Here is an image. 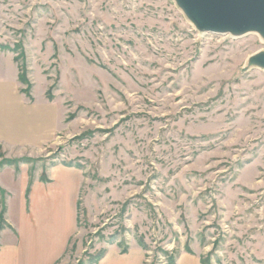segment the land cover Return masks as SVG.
<instances>
[{
    "label": "rangeland",
    "instance_id": "1",
    "mask_svg": "<svg viewBox=\"0 0 264 264\" xmlns=\"http://www.w3.org/2000/svg\"><path fill=\"white\" fill-rule=\"evenodd\" d=\"M261 52L255 32L202 34L175 0H0V88L47 107L55 130L0 145V164L75 181L60 264L125 248L144 264H264V69L249 64Z\"/></svg>",
    "mask_w": 264,
    "mask_h": 264
},
{
    "label": "crops",
    "instance_id": "2",
    "mask_svg": "<svg viewBox=\"0 0 264 264\" xmlns=\"http://www.w3.org/2000/svg\"><path fill=\"white\" fill-rule=\"evenodd\" d=\"M48 111L47 107L22 103L6 88H0V145L31 148L50 141L55 130L49 124ZM60 174L55 185L39 181L31 183L25 170L10 167L0 170V190L9 194V226L0 233V264H60L64 261L73 234L76 216L73 194L78 187L67 173L62 171ZM16 186L20 216L18 221H12ZM56 194L60 196L58 206H55ZM145 261L146 256L141 250L123 254L112 249L98 264H144ZM175 264H203L202 256L184 252Z\"/></svg>",
    "mask_w": 264,
    "mask_h": 264
},
{
    "label": "water",
    "instance_id": "3",
    "mask_svg": "<svg viewBox=\"0 0 264 264\" xmlns=\"http://www.w3.org/2000/svg\"><path fill=\"white\" fill-rule=\"evenodd\" d=\"M200 32L244 35L258 33L264 38V0H175ZM249 64L264 69V52Z\"/></svg>",
    "mask_w": 264,
    "mask_h": 264
},
{
    "label": "trees",
    "instance_id": "4",
    "mask_svg": "<svg viewBox=\"0 0 264 264\" xmlns=\"http://www.w3.org/2000/svg\"><path fill=\"white\" fill-rule=\"evenodd\" d=\"M4 165H5V164H0V170L3 168ZM12 165H13V164H12ZM47 182H48V181H47ZM0 192H1V190H0ZM6 213H7V206H6V204H3V203H2V209H1V211H0V232H1L2 230H4L3 225L6 224V221L4 220V216L6 215ZM122 253H123V254L128 253V248L123 249V250H122ZM104 256H105V253L101 254L100 256H98L97 258H95V259L92 261V264H98V263L103 259ZM176 259H177V258H172V259L170 260V262H168L167 264H175V263H176ZM202 263H203V264H207L204 260H202Z\"/></svg>",
    "mask_w": 264,
    "mask_h": 264
},
{
    "label": "bare ground",
    "instance_id": "5",
    "mask_svg": "<svg viewBox=\"0 0 264 264\" xmlns=\"http://www.w3.org/2000/svg\"><path fill=\"white\" fill-rule=\"evenodd\" d=\"M205 33H206V32H202V34H205ZM229 35H232V34L229 33ZM259 35H260V34H259ZM234 36H236V35H234ZM262 38H263V37H262Z\"/></svg>",
    "mask_w": 264,
    "mask_h": 264
}]
</instances>
